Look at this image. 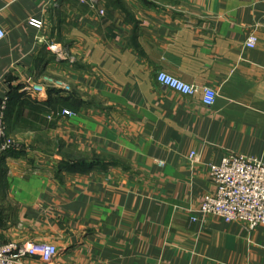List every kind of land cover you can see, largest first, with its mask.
<instances>
[{
    "label": "crops",
    "instance_id": "crops-1",
    "mask_svg": "<svg viewBox=\"0 0 264 264\" xmlns=\"http://www.w3.org/2000/svg\"><path fill=\"white\" fill-rule=\"evenodd\" d=\"M0 29L21 146L0 160L4 243L54 245L49 264H264V227L200 213L209 165L264 163V0H0ZM46 79L71 91L26 90Z\"/></svg>",
    "mask_w": 264,
    "mask_h": 264
},
{
    "label": "built area",
    "instance_id": "built-area-1",
    "mask_svg": "<svg viewBox=\"0 0 264 264\" xmlns=\"http://www.w3.org/2000/svg\"><path fill=\"white\" fill-rule=\"evenodd\" d=\"M32 25L41 28L42 23L32 21ZM6 33L0 29V42ZM258 39L249 38L246 47L254 49ZM156 80L162 86L184 96L202 94L203 104L207 107L215 105L217 92L210 87L189 85L164 72L156 74ZM47 84L29 85L26 90L35 96L44 95L49 88L61 89L66 93L71 91L70 86L62 82L46 79ZM9 99L0 101V160L10 151H20L21 146L8 134L6 112ZM63 116L72 117L74 114L64 110ZM190 159L198 162V155L192 153ZM209 175L215 185V192L206 195L200 204V213L220 219L226 223L243 224L252 232L258 227H264V163L256 158L242 155L224 157L220 164L209 165ZM195 221V219H192ZM58 256V249L54 245L37 246L32 243H4L0 239V264H25L27 259L38 258L49 264Z\"/></svg>",
    "mask_w": 264,
    "mask_h": 264
}]
</instances>
